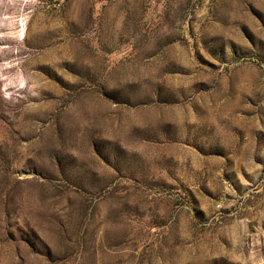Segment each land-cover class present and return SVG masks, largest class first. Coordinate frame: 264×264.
<instances>
[{"label":"rangeland","instance_id":"obj_1","mask_svg":"<svg viewBox=\"0 0 264 264\" xmlns=\"http://www.w3.org/2000/svg\"><path fill=\"white\" fill-rule=\"evenodd\" d=\"M0 264H264V0H0Z\"/></svg>","mask_w":264,"mask_h":264},{"label":"bare ground","instance_id":"obj_2","mask_svg":"<svg viewBox=\"0 0 264 264\" xmlns=\"http://www.w3.org/2000/svg\"><path fill=\"white\" fill-rule=\"evenodd\" d=\"M17 12H14L13 13V15H15ZM15 19H16V17L15 16H12V17H7V21L9 22V24L11 23V24H13L14 22H15ZM24 21L22 20V23H20L22 26H20L21 27V30H20V35H22V33H23V30H24ZM15 25V24H14ZM11 35H13V33L11 34Z\"/></svg>","mask_w":264,"mask_h":264}]
</instances>
